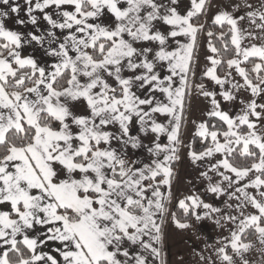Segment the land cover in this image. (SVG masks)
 Returning a JSON list of instances; mask_svg holds the SVG:
<instances>
[{"label": "snow or ice", "instance_id": "1", "mask_svg": "<svg viewBox=\"0 0 264 264\" xmlns=\"http://www.w3.org/2000/svg\"><path fill=\"white\" fill-rule=\"evenodd\" d=\"M206 2L23 0L22 18L0 0V264H163L166 219L226 230L207 264H264V0L218 7V34ZM241 92L233 115L223 104ZM194 94L206 107L189 121ZM183 148L223 208L174 196Z\"/></svg>", "mask_w": 264, "mask_h": 264}, {"label": "crops", "instance_id": "2", "mask_svg": "<svg viewBox=\"0 0 264 264\" xmlns=\"http://www.w3.org/2000/svg\"><path fill=\"white\" fill-rule=\"evenodd\" d=\"M18 2L22 5L21 17L26 18L24 17L23 12V0H18ZM233 2H238V0H233ZM188 3L189 0H181V7L183 8L185 5H188ZM227 5H229V0H207L206 9L208 10V23H211L212 16L217 11L218 7ZM229 10H232L231 7H229ZM240 14L242 15L243 11H241ZM7 23L8 26L14 30L22 32L32 30L30 25L27 27L15 25L14 20H9ZM41 27H45L42 21ZM244 27H248L247 22H244ZM206 40L207 37L204 34H198L196 45L200 59V64L198 65V76L199 69L208 64V62L205 60V57L210 55V53L207 50ZM257 42L259 43V41ZM245 43H250V41H245ZM22 54L33 55L37 59H41L43 57L42 50L35 45H26L22 50ZM237 79L239 78L237 77ZM203 82L210 90L215 87L209 80H204ZM240 99L248 100L251 99V96L249 93L241 92L237 101L224 103V109L230 110L233 115L236 114L242 107L239 102ZM260 102L264 103V100H260ZM205 107L206 105L203 101V98L197 97L194 94L191 99V107L187 116L188 120L191 121L193 119H202L203 117L201 113ZM74 111H80V109L75 108ZM160 120L163 122L164 118H160ZM193 131L194 127L190 123L186 126V128H182V138L185 144L190 142L191 133ZM137 133L138 126H134L133 134L135 135ZM152 138V136L144 138V142L148 143ZM161 140L162 142L167 143L166 137H162ZM187 151V148H183L180 152L181 159L178 161L177 171L172 183V192L174 196L177 198H182L183 195L191 194L193 190H196L205 200V202L212 203L216 207L223 208L226 197L216 198L214 195L208 194L204 191L207 181L199 177V172L204 169L202 167L198 168L191 163V161L187 158ZM144 154L145 153L143 150L137 152V156H143ZM190 223L192 225L190 228L180 230L175 228L170 219H166L165 227H163L164 241L162 242V245H160L162 248L160 260L163 262V264H207V260H200V255L202 254L205 258L211 256L212 247L210 246L216 245V242L220 237L228 234L225 229L217 227L213 221L208 219H204L199 222L192 219ZM157 264H160V261H157Z\"/></svg>", "mask_w": 264, "mask_h": 264}, {"label": "trees", "instance_id": "3", "mask_svg": "<svg viewBox=\"0 0 264 264\" xmlns=\"http://www.w3.org/2000/svg\"><path fill=\"white\" fill-rule=\"evenodd\" d=\"M196 23H205V20H204V16H200L198 20L195 21ZM206 30H212L214 32H216L217 34L219 33L220 29L216 28V27H213L211 25V23H207L206 25ZM213 43L217 46V47H221V44L219 43V41H217L215 38H213ZM225 58H230L228 56H226ZM226 67V66H225ZM247 67H251V65H247ZM224 68H221L219 70V74L222 76L224 74ZM194 148L195 150L199 151V150H202L200 145H199V142L197 141V143L194 145ZM177 167H178V161L176 163H174L173 165V171L174 173L176 174V171H177ZM175 177V176H174ZM174 211H177V216L178 217H181L182 214L179 212V210L175 209L174 208Z\"/></svg>", "mask_w": 264, "mask_h": 264}, {"label": "rangeland", "instance_id": "4", "mask_svg": "<svg viewBox=\"0 0 264 264\" xmlns=\"http://www.w3.org/2000/svg\"><path fill=\"white\" fill-rule=\"evenodd\" d=\"M163 227H165V224H164V226ZM163 241H164V234H163Z\"/></svg>", "mask_w": 264, "mask_h": 264}]
</instances>
